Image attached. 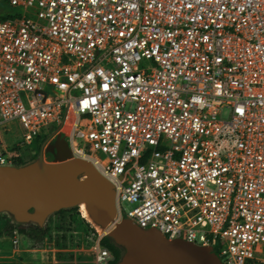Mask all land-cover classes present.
Here are the masks:
<instances>
[{"label": "built area", "instance_id": "built-area-1", "mask_svg": "<svg viewBox=\"0 0 264 264\" xmlns=\"http://www.w3.org/2000/svg\"><path fill=\"white\" fill-rule=\"evenodd\" d=\"M13 123L0 166L60 133L114 185L115 223L264 264V0H0V130ZM107 234L95 264L115 259Z\"/></svg>", "mask_w": 264, "mask_h": 264}, {"label": "water", "instance_id": "water-1", "mask_svg": "<svg viewBox=\"0 0 264 264\" xmlns=\"http://www.w3.org/2000/svg\"><path fill=\"white\" fill-rule=\"evenodd\" d=\"M39 157L22 166H0V214L20 224L45 226L50 216L86 204L96 226L124 250L117 264H223L211 247L168 239L156 229H143L130 219L115 223L116 190L94 164L74 157L66 138L53 133ZM53 156L44 159V148ZM115 224V226H112Z\"/></svg>", "mask_w": 264, "mask_h": 264}, {"label": "rangeland", "instance_id": "rangeland-1", "mask_svg": "<svg viewBox=\"0 0 264 264\" xmlns=\"http://www.w3.org/2000/svg\"><path fill=\"white\" fill-rule=\"evenodd\" d=\"M12 11V9H11ZM50 128H56L53 125ZM47 137L44 143L53 136V132L43 131L41 138ZM23 137L21 127L13 123L7 129L0 130V140L9 147L16 146ZM43 143V144H44ZM42 144V145H43ZM47 144L44 148V159L46 162H52L53 156L46 152ZM42 147V146H41ZM41 149L34 140L31 145L21 148L22 159L25 163H31L39 157ZM10 215L0 214V264H95L92 255V242L94 239L93 229L96 228L91 223L89 216L83 205L77 206L72 212L62 216H53L50 222L52 237L44 240H32L21 234L22 241L17 251L12 248L11 235L4 229V223L7 219H12ZM64 218V219H63ZM64 220L65 222H61ZM91 223V226L88 225ZM62 224V228L56 226ZM102 233L106 230L102 229ZM65 235L67 241H63L61 236ZM67 247V248H65Z\"/></svg>", "mask_w": 264, "mask_h": 264}, {"label": "trees", "instance_id": "trees-1", "mask_svg": "<svg viewBox=\"0 0 264 264\" xmlns=\"http://www.w3.org/2000/svg\"><path fill=\"white\" fill-rule=\"evenodd\" d=\"M47 139V137L45 136L44 138H41V134L39 136L36 137L35 141L38 144V149H41L42 144L44 143V141ZM37 159V158H36ZM27 163L24 162L23 159H20L19 163L16 164V166H22L25 165ZM77 208V207H75ZM75 208H71V209H63L55 214H53L52 216L49 217L47 223L45 224V226L40 227L36 224L30 223V224H20L14 221V219H7V221H5L4 223V229L7 232V234H12V232L14 230H18L19 233L29 237L32 240H44L45 238H49L52 237L51 235V231H52V227L50 222H52L53 220V216H62L65 215L66 213L72 212L73 210H75ZM7 215V213H4ZM64 219V218H63ZM91 223H93L91 220H89ZM61 222H65L64 220H61ZM91 223L88 222V225L91 226ZM57 229L62 228V224L56 226ZM96 228L101 231V229L96 226ZM94 231H96V229H93ZM61 239L63 241H67V237L65 235L61 236ZM102 244L104 246H106L107 248H109L114 256L115 259L113 261L112 264H117V262L121 259L124 250L119 247L111 237H109L108 235H106L105 237H103L102 239ZM67 248V247H65Z\"/></svg>", "mask_w": 264, "mask_h": 264}, {"label": "bare ground", "instance_id": "bare-ground-1", "mask_svg": "<svg viewBox=\"0 0 264 264\" xmlns=\"http://www.w3.org/2000/svg\"><path fill=\"white\" fill-rule=\"evenodd\" d=\"M81 205H83L84 207H85V210H86V212H87V214H88V216H89V218H90V220L92 221V219H91V217H90V215H89V212H88V209H87V206H86V204L83 202ZM80 205V206H81ZM93 222V221H92ZM99 227V226H98ZM100 229H101V227H99ZM102 230V229H101Z\"/></svg>", "mask_w": 264, "mask_h": 264}, {"label": "flooded vegetation", "instance_id": "flooded-vegetation-1", "mask_svg": "<svg viewBox=\"0 0 264 264\" xmlns=\"http://www.w3.org/2000/svg\"><path fill=\"white\" fill-rule=\"evenodd\" d=\"M54 142V137L52 136L50 139H49V141H48V143H53ZM48 154H50V153H48ZM51 155V154H50ZM80 206V205H79Z\"/></svg>", "mask_w": 264, "mask_h": 264}, {"label": "crops", "instance_id": "crops-1", "mask_svg": "<svg viewBox=\"0 0 264 264\" xmlns=\"http://www.w3.org/2000/svg\"><path fill=\"white\" fill-rule=\"evenodd\" d=\"M14 231L12 232L11 238L13 237ZM19 235H21V233H19ZM21 237V236H20ZM20 241H22V237L20 239ZM13 248V247H12Z\"/></svg>", "mask_w": 264, "mask_h": 264}]
</instances>
